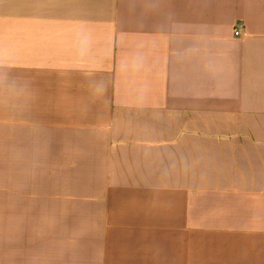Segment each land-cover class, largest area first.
Wrapping results in <instances>:
<instances>
[{
	"label": "crops",
	"instance_id": "obj_1",
	"mask_svg": "<svg viewBox=\"0 0 264 264\" xmlns=\"http://www.w3.org/2000/svg\"><path fill=\"white\" fill-rule=\"evenodd\" d=\"M0 212V264H264V0H0Z\"/></svg>",
	"mask_w": 264,
	"mask_h": 264
},
{
	"label": "rangeland",
	"instance_id": "obj_2",
	"mask_svg": "<svg viewBox=\"0 0 264 264\" xmlns=\"http://www.w3.org/2000/svg\"><path fill=\"white\" fill-rule=\"evenodd\" d=\"M0 215H3V213L0 212ZM5 231H6L5 221L0 220V234L5 235ZM2 244H5V243H0V245Z\"/></svg>",
	"mask_w": 264,
	"mask_h": 264
},
{
	"label": "built area",
	"instance_id": "obj_3",
	"mask_svg": "<svg viewBox=\"0 0 264 264\" xmlns=\"http://www.w3.org/2000/svg\"><path fill=\"white\" fill-rule=\"evenodd\" d=\"M241 29H242L241 26H237V28L235 29V34H236V35L241 34Z\"/></svg>",
	"mask_w": 264,
	"mask_h": 264
}]
</instances>
